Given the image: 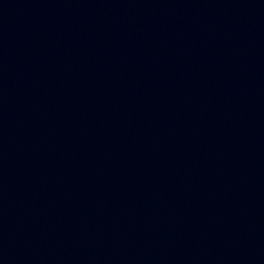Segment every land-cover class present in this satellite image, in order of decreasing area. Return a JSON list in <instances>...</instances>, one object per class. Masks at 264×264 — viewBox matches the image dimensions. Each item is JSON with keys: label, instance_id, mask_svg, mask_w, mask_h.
<instances>
[{"label": "water", "instance_id": "95a60500", "mask_svg": "<svg viewBox=\"0 0 264 264\" xmlns=\"http://www.w3.org/2000/svg\"><path fill=\"white\" fill-rule=\"evenodd\" d=\"M0 264H264V0H0Z\"/></svg>", "mask_w": 264, "mask_h": 264}]
</instances>
